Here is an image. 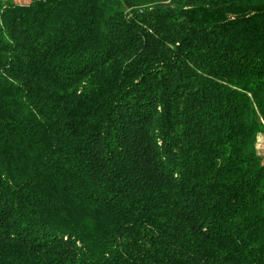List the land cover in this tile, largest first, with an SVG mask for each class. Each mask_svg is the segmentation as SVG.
I'll return each instance as SVG.
<instances>
[{
  "label": "trees",
  "instance_id": "16d2710c",
  "mask_svg": "<svg viewBox=\"0 0 264 264\" xmlns=\"http://www.w3.org/2000/svg\"><path fill=\"white\" fill-rule=\"evenodd\" d=\"M264 0H0V264H264Z\"/></svg>",
  "mask_w": 264,
  "mask_h": 264
},
{
  "label": "crops",
  "instance_id": "0c3cea01",
  "mask_svg": "<svg viewBox=\"0 0 264 264\" xmlns=\"http://www.w3.org/2000/svg\"><path fill=\"white\" fill-rule=\"evenodd\" d=\"M256 149L264 161V133H260L256 139Z\"/></svg>",
  "mask_w": 264,
  "mask_h": 264
},
{
  "label": "rangeland",
  "instance_id": "374dc122",
  "mask_svg": "<svg viewBox=\"0 0 264 264\" xmlns=\"http://www.w3.org/2000/svg\"><path fill=\"white\" fill-rule=\"evenodd\" d=\"M15 1L21 3V2H23V1H25V0H15Z\"/></svg>",
  "mask_w": 264,
  "mask_h": 264
}]
</instances>
